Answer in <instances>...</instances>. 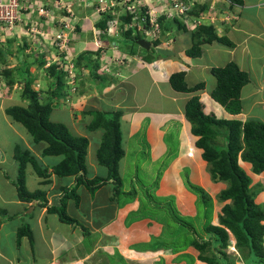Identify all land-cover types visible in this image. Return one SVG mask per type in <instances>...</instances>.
Here are the masks:
<instances>
[{
	"label": "crops",
	"instance_id": "obj_1",
	"mask_svg": "<svg viewBox=\"0 0 264 264\" xmlns=\"http://www.w3.org/2000/svg\"><path fill=\"white\" fill-rule=\"evenodd\" d=\"M145 1L153 9L159 8L161 4L167 2L166 0ZM189 1V3L194 2L193 7H196V10L195 8L192 9L195 11L194 14L188 11L190 15H188L187 21L192 24L194 22L191 20L192 17L197 18L195 23L199 24V27L207 25L210 30L208 32H213L219 38L226 39V43L214 41L213 43L202 44L201 55L191 57L187 51L194 45L193 34L197 31L196 27L192 24V26H187L189 29L180 30L178 23L167 17L165 26H170V28L166 34L160 37V47L156 50L157 55L152 54L153 46L150 50H146L140 45V47L135 46L137 48L136 55L124 53L122 61L125 60L122 62V66L120 65L121 62H118L119 67L121 66L117 68L118 72H110L114 82H108L110 83L109 86L103 89H98L99 86L92 85L93 75L91 76L90 70L81 69L79 72L80 94H76L73 98L75 97V102L76 100L78 102L83 96L85 103L76 106L75 102L74 104L73 102L70 103L71 105L66 104L70 106V120L76 127L73 134L89 139L88 155L92 145L90 139L92 142L98 143L96 146L98 151L104 132L102 129L89 131L88 125L83 130L81 111L91 108L107 111L117 110L123 113L122 128L125 129L126 136L123 140L126 155L120 164L123 192H134L126 188L124 181V166H126L129 158L127 144L135 142L136 137L141 134H145V137L148 136V144L153 146L155 160L164 158L163 166H166L167 171L169 170L166 176L162 177V182L157 188L160 189L161 193L156 194V196L173 197L181 216L190 220L193 219L191 222H193L196 232L187 225L182 227L184 225L180 224L174 229L166 223L162 226L160 222L152 218L139 217L140 199H137V195L125 196L118 201L112 200L114 192L112 183L102 186L94 195L84 185H80L77 188L79 202L72 197L67 200L68 215L87 229L86 234L82 232L80 226L62 222L58 214L50 213L48 208L53 204H60L63 189L73 187L75 178L56 176L53 173V167L62 161V157H59L54 165H48L46 158L53 156H43L47 144L44 142L36 144L32 136L23 128L28 137L27 142H25L24 138L19 135V141L24 142L23 149L28 150L39 166L42 169H47L49 175L48 177L40 176L33 165L28 163L25 170L27 188L30 192H45L48 207L39 206L37 201L31 203L20 201L15 185L18 166L14 159V151L18 142L16 141L15 146L12 144L8 148L0 137V176H3L0 177L3 180L0 183V201L3 202V205L8 206V209L4 208L8 211L5 213L7 215L0 213V264H206L198 259L199 252L191 245L184 249L174 250L168 244L173 239L178 240V237L174 235L178 232L186 236L207 238L204 232L206 223L203 221V217L200 220L196 218L198 216L197 196L189 190L187 182H184V175L192 180L190 181L192 184H202L204 190L210 191L215 197L226 188V184L212 182L209 173H207L209 171L208 164L202 158L203 151L196 146L198 137L192 134L191 124L185 118L186 103L194 94L174 91L169 83V78L174 73L184 71L186 73L185 80L189 87L201 82L205 83V88L197 94L206 105V113H213L218 119H238L243 122L255 119L263 122L264 0H243L242 5L233 4L229 0ZM53 2L54 0L44 1L50 8L53 7ZM82 5L84 4L79 3L78 6L81 7ZM91 7L88 6L87 9ZM92 8L95 9L96 7ZM146 8L148 9V7ZM89 13L86 10V16L82 19H79V16L74 13L73 23L70 22L76 29L71 35V42L74 44L73 48L77 55L93 50L91 45L96 47L94 51H97L105 44L104 40L107 38V35H103L98 27L101 19L96 17V9L94 14L92 13L93 15ZM27 16L23 15V21L17 24L16 28L23 29L27 37H30V41L35 38V33L30 30L33 27L31 21L35 23L45 22L44 26L40 28V32L49 33L50 36L59 33L61 29L60 24L54 27L50 20L48 21L36 13L34 17L31 16L30 22ZM57 17L65 21L68 17L72 18L67 12H58ZM184 24L187 25V23ZM54 29L57 31L52 34ZM84 33H90L91 36L86 37ZM12 36L15 37L16 35ZM40 38L42 37L37 36L38 41ZM99 42L100 44H98ZM39 43L50 44L51 41L40 39ZM142 50L145 51L142 52ZM123 51L117 44H111L107 49H104L102 61L108 65L102 69L101 73L108 66L113 67L114 60ZM146 52L154 56L150 63H145L142 60L146 56ZM228 55L230 59H228ZM224 58L225 61H222ZM230 62H235L241 71L249 74L250 78L249 83L241 91L243 110L238 115L228 113L212 97L216 79L211 74V69L218 66L224 67ZM113 70L116 71L115 68ZM42 81L47 83V90L49 91L48 78L37 79L39 84ZM96 94L98 98L95 96ZM156 99L160 103L158 107L153 105L157 103ZM78 105L80 110H78ZM251 108L252 113L260 110L263 114L258 116L254 113L253 118L250 113ZM14 122L13 119L12 121L9 120L8 123L11 128L14 127ZM3 123L7 124L6 121ZM175 127L179 128V131L175 132ZM96 133L97 135H93ZM95 136H97V140L93 139L96 138ZM168 136H170L174 148L170 142L168 143ZM95 164L98 166L91 165L89 168L88 165V177L90 179L96 178L95 176L99 174L97 171H102L101 178H106L108 176L107 168L100 166L98 161ZM7 167L14 168L11 175L10 172H7ZM101 167L103 170L99 169ZM91 168L92 173L90 172ZM34 175L36 178H33ZM150 207L152 208V206ZM162 207L159 205L158 209ZM160 211L166 213L164 208ZM218 223V214L216 213L211 224L218 225ZM21 228H24L27 233L20 237ZM162 233L166 235V240L163 241L162 246H159L157 241L160 240ZM33 239H41L40 243L45 245H33V242H30ZM231 247L234 248L231 253L238 254L235 246ZM242 264L244 263L242 262Z\"/></svg>",
	"mask_w": 264,
	"mask_h": 264
},
{
	"label": "trees",
	"instance_id": "obj_2",
	"mask_svg": "<svg viewBox=\"0 0 264 264\" xmlns=\"http://www.w3.org/2000/svg\"><path fill=\"white\" fill-rule=\"evenodd\" d=\"M43 2L46 0H42ZM67 1V0H65ZM70 1V0H68ZM138 10L134 14L120 13L121 7H116V14L105 13L102 15L98 27L107 35L108 23L111 20H117L123 46L118 44L119 48L125 50L128 42L134 43L130 46V55H136V47L138 41L142 40L145 34L137 30V22H142L143 19L148 20L147 8L144 0H136ZM233 4L242 5L243 0H229ZM191 8L190 13L195 11ZM66 13L65 11H62ZM68 14V13H67ZM69 15V14H68ZM134 20V18H136ZM167 17H160L161 33L160 36L153 42L152 51L159 49L160 37L166 34L170 26H165ZM55 25H59V19ZM174 22L178 23L180 30L188 29L187 25L181 23L177 17ZM148 22V21H147ZM134 23L133 27H129ZM63 28V25L60 24ZM205 32V34L201 32ZM209 29L203 27L193 34L194 45L187 51L191 57L201 55L202 44L213 43L220 41L226 43V39L219 38L215 33L208 32ZM212 31V30H211ZM105 44L97 51L88 50L81 55H78L76 61L75 74L81 69H88L91 76L98 77L102 69L106 67L105 61H102V52L111 44L116 43L115 38L107 36L104 40ZM108 44V45H106ZM232 45V44H231ZM107 46V48H105ZM8 49L0 50V60L2 64L6 63V56L11 55ZM26 51L28 46L25 44L21 50ZM134 51H133V50ZM43 52V51H42ZM47 52H35V58L32 62L27 60L30 66L18 67L13 75V70H5L6 85L12 89L15 84H21L22 98L28 101L27 106H12L6 109V114L15 122L20 123L32 136L36 144L46 143L43 156L62 157V161L53 167V173L58 177H74L75 183L73 187H65L63 196L59 201V205L50 206V213H57L60 220L64 223L80 226L84 234L87 229L71 218L66 210V202L71 197L77 202L79 195L77 188L84 185L92 195L96 193L102 186L112 183L114 192L112 200H119L125 196L132 197L136 193L123 192V178L120 173V164L126 155L125 145L122 141V121L123 113L117 110H98L85 109L82 111L83 116L89 119V131L103 130V138L100 148L97 151V161L100 166L107 168L108 176L106 178L96 177L90 179L88 177L87 155L89 148V139L74 135L70 129L62 123H54L50 121V114L53 107L59 99H72V88L67 77L66 69L62 63L65 57H61L60 62L52 63L46 66ZM154 56L147 52L143 57L145 63H150ZM32 64H37L39 68L45 69L48 85L50 89L43 100H40L41 92L36 91L33 85L37 81V75H32L30 67ZM65 66V65H64ZM102 67V68H101ZM26 68V69H25ZM211 74L216 79V86L212 91V97L225 110L233 115L242 113L243 103L241 101V91L249 81V74L241 71L235 62H230L224 67H214ZM186 73L184 71L174 73L169 78V83L174 91L184 94H194L186 103L184 113L185 118L191 124L192 134L198 137L196 142L197 148L203 151L202 158L208 164V169L214 182H223L226 188L217 195L216 201L223 204L220 213L218 214V225L211 224L207 221L204 232L207 238H197L185 234L175 233L178 240L173 239L168 243L174 250H180L191 247L198 252V259L206 264H264V207L256 203L255 193L250 191L252 180L246 171L240 165V160L251 166L253 172L257 175L264 174V121L247 120L243 122L238 119L225 120L218 119L213 113H206V105L201 101L197 94L205 88V83H198L193 87H189L185 80ZM95 77V78H96ZM76 83L80 82V78L75 77ZM64 87V89H63ZM77 90V88H76ZM70 104V100L66 102ZM71 105V104H70ZM219 138H224L223 146L220 144ZM14 159L18 166V174L15 181L17 193L20 201L31 203L38 202L41 207H48L46 193L43 191L30 192L26 184V166L31 163L37 172L42 177H48L47 169H42L36 159L30 155L28 150H24L22 145H16L14 151ZM195 195H197V209L202 207L201 215L209 214L204 205L211 202V196L202 188L191 183ZM148 196V194H145ZM151 201L158 202L163 199L167 201L164 205L168 215L165 217L166 224L169 227L176 229L178 226L184 225L183 222L196 232V228L192 223L184 221L181 216L175 199L173 197H157L150 196ZM157 201H156V200ZM143 209L148 210L151 214H157L160 210H154L146 199H143ZM162 209V208H160ZM182 227H185L182 226ZM29 230V228H26ZM25 230V229H24ZM21 229L20 237L27 233ZM234 242V245H233ZM235 246L240 255L228 253L229 248Z\"/></svg>",
	"mask_w": 264,
	"mask_h": 264
},
{
	"label": "rangeland",
	"instance_id": "obj_3",
	"mask_svg": "<svg viewBox=\"0 0 264 264\" xmlns=\"http://www.w3.org/2000/svg\"><path fill=\"white\" fill-rule=\"evenodd\" d=\"M34 1H35L34 4L32 6H30V8H31V12L30 13L31 14L27 16L29 22L32 20L31 16L34 17L35 13L37 12L38 7H43L45 5V3L42 0H34ZM97 1H99V0H86V1H84V0H73V2H74V6H72L73 7V12L75 14H77V16H79V19H82L84 16H86L85 15L86 10L90 12L89 14H92V13L94 14L96 8L94 9L92 7H94V6L96 7L97 6L96 3H95ZM166 1L168 2L169 0H166ZM176 1H178V2H186L187 0H176ZM69 3H71V2H69ZM79 3L80 4H84V5L79 7L78 6ZM103 4H105V3H103ZM88 6H92V7L87 9ZM96 17H97V14H96ZM184 18L185 17L180 18L179 21L184 23L185 22ZM172 19L173 18H171V20ZM191 20H192V22L193 21L195 22L197 20V18H195V17L193 18L192 17ZM57 21H58L57 19H54L52 22L56 23ZM67 21L73 23V18H69L68 17ZM31 24L33 25V27H31L30 30L32 28H34L35 22L31 21ZM44 24H45V22H43V21L37 23V25L35 26V29L38 30V31L34 32L35 33V38L32 41L29 40L30 37H27L26 32L23 29L19 30L16 27L14 28L12 33L0 34V50L4 51V49H8V47H10L9 51L11 53V55H8V56L5 57L6 58V63L5 64H2L1 63L2 61L0 60V120L2 121V122L0 121V137L2 138V141L5 144H7L6 146L8 148H10V146L12 144L15 146L16 141L18 142V145H23L24 144L23 141L22 142L19 141L20 140L19 139V135H21L24 138L25 142H27L26 140L28 139V137H27V135L25 133V130H24L25 128L21 124H18V123L14 122L13 125H14L15 128L14 127L11 128V126H9L10 124L8 122H9V120L12 121V119L6 114L5 111H6L7 108L12 107V106H16V105L25 106L26 107L27 104H28V101L23 100V98H22V87H21V84H19V83L15 84L12 89H10L6 85L7 81H6V77H5V74H4L5 70H13L12 72H13V75L15 76L16 75L15 70L18 67H20V66L25 67V65H26V68H27V67L30 66L29 64H27V62H28L27 60L32 62L33 58H35V52H38L40 54L43 53V52H47V53H45L46 56H47L46 57L47 64H46L45 68L47 66H49L50 64H52V63L60 62L61 57H65L63 59L64 63H62V66H63L64 69H66V67L64 65H67L69 60H71V62L78 61V57H77L78 55L75 53V50L73 48L74 44L70 41L68 44H66V47L63 48V49L55 48L54 44H56V43L53 41L54 35L50 36L49 33L48 34H43V33L40 32V28L42 26H44ZM68 25L69 26H74L72 24H68ZM49 26H51V25H49ZM82 26H84V24H82ZM201 27L202 26H200L197 29L195 28V29L196 30H200ZM203 28H204V30L208 29V26L207 25L203 26ZM62 29L65 31V34L69 33V30L64 29V28H62ZM56 31H57L56 29L52 30V34H55ZM201 33L205 34L204 31L201 32ZM84 34H85L86 37H90L91 36L90 33L89 34L84 33ZM12 35H16V36L13 37ZM39 35L42 37L40 39H43V40H46V41H51V43L50 44H46V43H44V44L42 43L41 44V43H39L40 39H39V41L37 39V36L40 37ZM142 37H143V39H145L144 36H142ZM123 41L124 40H123V38L121 36H118L117 38H115V42L120 44V46L124 47V45L126 43H124ZM25 44L28 46V48H27L26 51L22 52L23 48L21 50V47L22 46L24 47ZM98 44H100V42ZM133 44L134 43H132V41L128 42V45H127L128 47L123 52H120V54L117 56V59L114 60V66L113 67L108 66L109 68H106L103 73H99L100 75L98 77L95 76L96 78L95 77L92 78V82L91 83H92L93 86H95V87L99 86L100 88H98V89H103V88H107L109 86L110 83H108V82H114V80L111 77L112 74H110V72L111 73L112 72H114V73L118 72V69H117L119 67L118 62H121L120 65L122 64V62L125 60L124 59L122 61V58H123L122 56L124 55V53L125 54L126 53L129 54V51H130V47L129 46H133ZM91 47L93 48V50H96V47H93V45H91ZM144 51L145 50H142V52H144ZM152 54L157 55V53L155 51H152ZM24 56H25V58H27V60L24 59ZM228 59H230L229 55H228ZM204 60H207V58H204ZM222 61H225V58ZM218 67H220V66H218ZM114 68L116 69V71L113 70ZM44 70L45 69L39 68L37 64H32V66L30 67L31 74L35 75V76L37 75L38 76L37 79L44 80L47 77L46 72ZM84 71H86V70H84ZM77 76L80 77L79 76V72H77L75 74L76 78H77ZM64 80H65V78H64ZM70 80H71L70 84H71V86H73V88L71 89L72 93H73L72 99H64V100L63 99H59V100H57V102H56L57 104L55 105V107L53 108V110H52V112L50 114V121H52L54 123H62L64 125L68 126L70 131L72 133H74L76 131L75 130L76 127L73 125V121L70 120V117H71L70 116V106L67 105L66 102L68 100H70V102L71 103L73 102V104H74L75 97L73 98V96H75L76 94L79 95L80 94V89H79L78 83H76V80H75L74 77L71 78ZM48 86L50 87V85H48ZM33 88L36 91L41 92V94L39 95V98H40V100H43L45 98V95L47 94V83H44V81H42L41 84H39L36 81L35 84L33 85ZM76 88H77V90L75 91ZM81 88H83L82 85H81ZM63 89H64V87H63ZM83 90H84V88H83ZM95 96L97 97L98 95L96 94ZM156 102H157L156 104H153V103L152 104L154 106L157 105V107H158L160 105V103L157 101V99H156ZM84 103H85V97L82 96V97H80V100H78V102L76 100L75 106L77 104H84ZM64 104H66V105H64ZM77 107H78V110H80L79 109L80 106L78 105ZM85 107H86V104H85ZM167 108L170 109V107H167ZM261 112L262 111H260V110L254 111V113L257 114L258 116H261L263 114V112L262 113ZM78 113H80V112H78ZM250 113H251L252 117L254 118V113H252V108H251V112ZM80 115H81V119H82V121H81L82 122V127H83L82 129L84 130V127H86L89 124L90 121H89V119H86L83 116L82 111H81ZM5 121L7 122V124L3 123ZM121 121H122V118H121ZM122 127H123V125L121 126L122 141H123L124 137H126V136H125V132H124L125 129H123ZM176 128L177 127L174 128V131L175 132L179 131V128H177V130H176ZM22 133H24L25 135L23 136ZM93 135H97V133L93 134ZM95 137L96 138H93V139L97 140V136H95ZM167 138H168V143L169 142L171 143L170 136H168ZM169 139H170V141H169ZM219 140H220V144H222L221 146H223V144L225 143V139L224 138H222V139L219 138ZM90 142H91L92 145L90 147L89 155H88L89 168L91 167V165H93V166L97 165L95 163H97V148H96V146L98 144L97 142H94V141L92 142L91 139H90ZM174 142H176V139H174ZM148 143H149L148 136L145 137V134H141V135L136 137L135 142H131V144H127V147L129 149L128 150L129 158L127 160L126 166H124V164H123V166L125 167L124 168V170H125L124 181H125V184H126L125 185L126 188H128L129 191H131V192L132 191H134V192L136 191L137 199H140V206H139V210H138L139 211L138 212V216L141 217V218H152L154 220H157V222H160V224L163 226L166 223L165 217L168 215V212H166L165 209H164V211L166 213H164L163 211H159L156 215L155 214H151V213H149L148 210H144L143 209V199H146V201L149 202L150 206H152V208L154 210H162V209H158L159 205L160 206H164V205L168 204L167 202H163V199L158 200V202H162V203L157 204L156 202L151 201V198H150V196L156 198V194H160L161 193L160 189H157V188H159L158 186L160 185V182H162V177L166 176V174L168 173L169 170L167 171L166 170L167 169L166 166H163V164H164V160L163 159L164 158H162V160L161 159L155 160V158H154L155 154L153 153V151H154L153 146L149 145ZM156 144H158V143H156ZM167 145L169 147V144H167ZM171 146H172V143H171ZM172 148H174V146H172ZM152 155H154L153 158H152ZM58 160H59V157H56V156L46 158V162H47L48 165H54ZM239 163H240L242 168L246 171V173L249 175V177L252 180V184L250 185V188H251L250 191L253 192V194L254 193L256 194L255 195L256 203L261 204L264 207V174H260V175L255 174L253 172L251 166H248L242 160H240ZM7 168H8L7 172H10V175H11L12 171L14 172V168L13 167H7ZM150 168H151V171H149ZM99 169L103 170L102 167L99 168ZM92 171L93 170L91 168L90 172L92 173ZM97 172H99V174L96 175L95 177H102L103 172L102 171H97ZM148 172H150V173H148ZM207 173H209V175L211 177L210 172L207 171ZM0 177H3V176H0ZM33 178H36L35 175H34ZM1 179H0V183L3 181ZM184 180H185L184 181L185 183L187 182L186 184H187L189 190L194 193V189L191 187V182H190L192 180H190V178L188 176H186V175H184ZM200 180H202V179H200ZM211 180H212V177H211ZM212 182H214V181L212 180ZM195 186H198V187L204 189L202 184H198L197 183ZM206 192L211 196V202L209 204H205L204 205L205 210L209 214H204V215L202 214L201 215L202 207L198 206V216L196 217L197 220H200L203 217V219H204L203 221L205 223H207V221L211 222L212 219H214L215 214L216 213L217 214L220 213L221 208L223 206V204H219L216 201V197L217 196L216 197L213 196V193H211L208 190ZM146 193L148 194V196L145 195ZM4 208L8 209V206L3 205V202L0 201V210H1L0 213L2 215H7L5 213H8V211L6 209H4ZM162 208H165V207H162ZM2 210H5V211H2ZM160 212H162L163 214L161 215ZM192 220H190L188 218H184L185 222L193 224V222H191ZM183 224L186 225L184 222H183ZM21 229L24 230V228H21ZM165 240H166V235L162 233L160 240L157 241L159 243V246H162L163 241H165ZM41 241H42L41 239H39V240H36V239L34 240L33 239L30 242L31 243L33 242V245L34 244L35 245L36 244L45 245L43 243H40ZM31 248H32V246H31ZM231 250L233 251L234 248H232V247L229 248V251H228L229 254L231 253ZM236 252H238V254L240 255L239 251L236 250Z\"/></svg>",
	"mask_w": 264,
	"mask_h": 264
},
{
	"label": "built area",
	"instance_id": "obj_4",
	"mask_svg": "<svg viewBox=\"0 0 264 264\" xmlns=\"http://www.w3.org/2000/svg\"><path fill=\"white\" fill-rule=\"evenodd\" d=\"M34 2V0H0V34L12 33L17 24L23 21V15L27 16L31 14L30 6H32ZM72 2L73 0H54L52 8L45 4L43 7H38L36 14H38L40 17L47 18L48 21H51V23H53L52 21L54 19H58L57 13L62 11L67 12L72 18H75L72 7L74 2ZM136 2V0H99L95 2L97 5V18L101 19L102 15L105 13L116 14V7H121L120 13L134 14L139 7L138 3ZM146 3L147 2L144 0V4ZM192 5L193 4L189 3L188 1L178 2L176 0H171L169 2L161 4L160 7L156 9H153L151 6H148V20L145 17L142 22H137V30L139 32L144 33L146 39H148L150 42H154L160 36L161 33V25L159 22L161 16L165 15L168 18H172L178 14L186 15ZM135 19H137V17L134 18V20ZM59 21V23L63 25L64 29H67L69 31L75 30L73 26L68 25L71 24L69 21H65L63 19H59ZM117 22V20L109 21V27L107 31V34L109 36H114V34H117ZM34 25L36 26L37 23H35ZM197 25L198 24H195L193 26L196 27ZM35 26L31 29L33 33L35 31H38L35 29ZM133 26L134 23L129 25V27ZM53 40L56 43L55 46L57 49H63L66 47V44L69 43V39L67 38V35L64 33L63 30L59 33H56V35H54L53 37ZM65 67L67 72V80L70 83V79L73 77L75 78V62H71V60H69L68 64L65 65Z\"/></svg>",
	"mask_w": 264,
	"mask_h": 264
},
{
	"label": "clouds",
	"instance_id": "obj_5",
	"mask_svg": "<svg viewBox=\"0 0 264 264\" xmlns=\"http://www.w3.org/2000/svg\"><path fill=\"white\" fill-rule=\"evenodd\" d=\"M171 1V0H170ZM188 2H190L189 0H187ZM169 2V1H168ZM192 4L194 3L193 1L191 2ZM193 6H194V4L191 6V8H193ZM191 8H190V10H191ZM190 10H189V13H190ZM188 12H187V14L185 15V14H183V15H181V14H178V15H176L175 17H177L178 19H180V18H183V17H185L184 18V23H187V26L189 27V25H191L192 26V24L193 25H195V24H197V23H195V22H193L192 24L191 23H189L188 21H187V17H188V15H190ZM122 14V13H121ZM175 17H173V19L175 18ZM43 18V17H42ZM48 20V19H47ZM196 22H197V20H196ZM118 23V22H117ZM54 23H52V25H53ZM54 27L56 26L55 24L53 25ZM117 26H119V23H118V25ZM199 27V24L196 26V29ZM189 29V28H188ZM63 29L61 28L60 29V31H62ZM76 30V29H75ZM59 31V32H60ZM64 31V30H63ZM58 33V32H57ZM64 33H65V31H64ZM72 33H73V31H69V33H67L66 35H67V38L69 39V42L72 40V37H71V35H72ZM56 35V34H55ZM107 36H109L108 34H107ZM118 36H120V31H119V29H118V32H117V34H114V36H109V37H111V38H117ZM71 37V38H70ZM146 39V38H145ZM147 40V39H146ZM148 41V40H147ZM150 42V41H149ZM151 43V47L153 46V42H150ZM114 44H117V43H114ZM118 45V44H117ZM54 47L56 48V46H55V44H54ZM53 47V48H54ZM108 65V64H107ZM75 68H76V62H75ZM65 79L67 80V77H65Z\"/></svg>",
	"mask_w": 264,
	"mask_h": 264
},
{
	"label": "water",
	"instance_id": "obj_6",
	"mask_svg": "<svg viewBox=\"0 0 264 264\" xmlns=\"http://www.w3.org/2000/svg\"><path fill=\"white\" fill-rule=\"evenodd\" d=\"M138 45H140L142 48L146 49V50H150L151 48V43L149 41H147L146 39H142L140 41L137 42Z\"/></svg>",
	"mask_w": 264,
	"mask_h": 264
}]
</instances>
